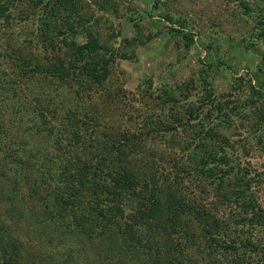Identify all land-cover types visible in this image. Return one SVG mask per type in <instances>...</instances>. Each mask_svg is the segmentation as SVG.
I'll list each match as a JSON object with an SVG mask.
<instances>
[{
  "label": "trees",
  "instance_id": "obj_1",
  "mask_svg": "<svg viewBox=\"0 0 264 264\" xmlns=\"http://www.w3.org/2000/svg\"><path fill=\"white\" fill-rule=\"evenodd\" d=\"M20 3L27 12L17 10ZM95 8L106 7L98 0H0V20L28 21L27 33L2 38L8 49L0 51V91L11 84L23 103L28 84V132L16 125L20 116L12 118L11 136L0 129V171L3 161L16 174L13 191L21 180L29 213L41 214L31 224L35 234L84 236L104 264L221 263L216 256L254 264L252 233L264 232V205L254 190L257 175L238 158L250 151L251 133H231L230 126L246 119L249 130L264 131V105L237 114L212 100L188 109L164 90L138 93L143 109H128L127 93L108 89L112 65L134 57L137 41L113 43ZM164 136L162 147L153 144ZM22 218L10 232L0 222V264H56L52 254L11 236Z\"/></svg>",
  "mask_w": 264,
  "mask_h": 264
},
{
  "label": "rangeland",
  "instance_id": "obj_2",
  "mask_svg": "<svg viewBox=\"0 0 264 264\" xmlns=\"http://www.w3.org/2000/svg\"><path fill=\"white\" fill-rule=\"evenodd\" d=\"M98 1L106 7L101 10L95 8V13L101 17L99 21H105L99 24V28L106 34L116 36V41L112 42L118 45L122 38L129 41L135 38L138 42H131L134 57L118 58L112 65L110 75L108 90L115 93L116 88H121L122 93H127L129 98L125 106L128 109H143V100L138 93L158 94L164 90L166 93H175L179 104L188 109L212 100L220 103L223 101L222 105L231 107L237 114L243 108H250L254 112L264 105V0ZM17 8L22 11L20 13L28 11L21 3ZM15 11L13 12L16 13ZM0 21V51L5 54L8 49L5 47L6 40L2 41L7 36L5 33H27L28 21L22 23L13 20L8 24ZM83 39L82 35L77 37L78 41ZM2 61L6 63L5 59ZM2 67L4 69L5 66L0 65V69ZM3 78L8 83L9 77L6 75ZM22 85L26 97L23 103L20 99L22 94L15 99L11 84H3L0 91V109L1 106L6 108L0 116V129H8L10 136L15 133L16 126L12 119L15 116H20L16 123L18 128L25 127L24 131L28 132V84L25 82ZM14 100L18 105L14 104ZM154 108L160 114L168 113L156 106ZM205 109L204 106L201 108L202 113ZM13 111L16 115L11 114ZM181 111L184 112L183 109ZM231 115L232 113L230 117ZM251 123L253 121L248 123L246 119H242L231 125L230 131H236L242 136H246V131L251 133L247 137L251 144L250 151L248 154L241 152L238 158L252 175L254 173L253 176L257 175L254 190L260 195L264 205V131L257 126L254 130H249L248 124ZM179 133L182 135L183 131L180 130ZM236 138L238 137L232 136L231 139ZM166 139V136L156 137L152 142L162 147ZM1 167L0 222L3 223L4 230L10 232L16 217L23 214V228L18 227L15 230L17 233L14 232L11 236L22 239L25 248L27 245H37L44 255L52 254V261L56 264H104L101 257L93 252L95 242L88 241L84 236L61 237L57 233L47 236L46 231L44 235L35 234L31 224L36 227L35 222L41 214L36 213L37 211L29 213L21 180L17 184L18 192L15 193L11 183H17L16 179L13 180L16 174L7 170V164H3V161ZM71 228L68 226V229ZM256 231L252 235L257 238L259 247L250 261L264 264V232ZM235 232L236 230L231 233ZM23 257V262H27L28 254H23ZM216 259L221 261L219 264H228L219 256Z\"/></svg>",
  "mask_w": 264,
  "mask_h": 264
}]
</instances>
